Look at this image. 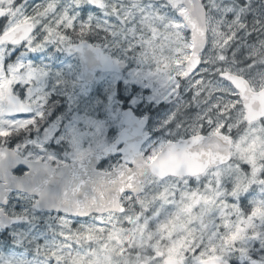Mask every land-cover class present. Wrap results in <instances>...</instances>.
Here are the masks:
<instances>
[{
    "label": "snow or ice",
    "instance_id": "obj_1",
    "mask_svg": "<svg viewBox=\"0 0 264 264\" xmlns=\"http://www.w3.org/2000/svg\"><path fill=\"white\" fill-rule=\"evenodd\" d=\"M0 264H264V0H0Z\"/></svg>",
    "mask_w": 264,
    "mask_h": 264
}]
</instances>
